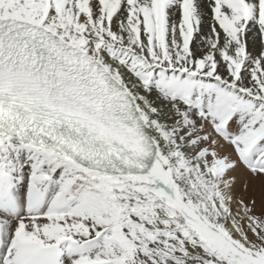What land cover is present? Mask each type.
<instances>
[{
  "label": "snow or ice",
  "instance_id": "snow-or-ice-1",
  "mask_svg": "<svg viewBox=\"0 0 264 264\" xmlns=\"http://www.w3.org/2000/svg\"><path fill=\"white\" fill-rule=\"evenodd\" d=\"M0 264H264V0H0Z\"/></svg>",
  "mask_w": 264,
  "mask_h": 264
}]
</instances>
